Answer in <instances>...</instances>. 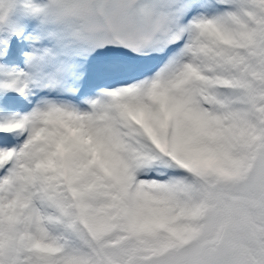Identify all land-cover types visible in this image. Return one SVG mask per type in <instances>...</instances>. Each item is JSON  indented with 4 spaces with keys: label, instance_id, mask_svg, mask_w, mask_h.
<instances>
[{
    "label": "snow or ice",
    "instance_id": "1",
    "mask_svg": "<svg viewBox=\"0 0 264 264\" xmlns=\"http://www.w3.org/2000/svg\"><path fill=\"white\" fill-rule=\"evenodd\" d=\"M0 264H264V0H0Z\"/></svg>",
    "mask_w": 264,
    "mask_h": 264
}]
</instances>
